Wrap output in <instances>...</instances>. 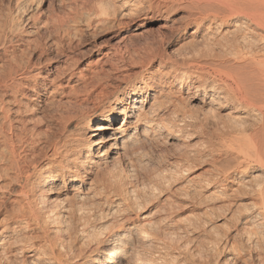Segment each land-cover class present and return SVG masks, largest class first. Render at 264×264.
Listing matches in <instances>:
<instances>
[{"label":"bare ground","instance_id":"bare-ground-1","mask_svg":"<svg viewBox=\"0 0 264 264\" xmlns=\"http://www.w3.org/2000/svg\"><path fill=\"white\" fill-rule=\"evenodd\" d=\"M127 3L134 5L136 2L135 0H121L120 4L126 6ZM148 4L156 11L165 10L170 13L183 8L186 12L178 22H175L168 14L161 25L174 34H178L182 29L185 30L190 23L195 25V32L199 33L203 28L201 36L206 48L205 51H200L206 52L210 49L208 48L209 40L217 43L222 41L225 43L223 45L221 43L220 46L226 44L230 47V50L227 49L231 51L230 55L225 52L229 57L225 56L224 59L217 53L219 59L214 61L217 70L220 74L223 73L221 74L222 79L219 77V81L216 79L203 80L198 91H202V97H209L208 101L206 99L209 105L218 109L225 106L228 108L226 113L224 112V117L219 114L223 117L220 123H223V129L234 134L236 143L238 140L241 142L238 143V147L231 145L236 148V151L229 156L226 172L222 171L221 178L210 182L205 181V185L216 188L222 181H238V187L233 194H228V197L237 196L240 198L239 202L248 198L249 205L243 206L240 203L243 208L238 206L241 209L238 210L237 215L241 217L243 225L262 227L264 225V0H148ZM117 10L111 13L114 18L124 14L122 10ZM11 21L0 24V215H2L0 219V250L2 252H0L8 254L15 249L21 253L22 251L33 252L35 257L34 259L31 257L29 264H65L66 250L71 251L72 246L80 243L81 246L82 244L85 247L89 246L87 248L90 253H87L81 264H93L94 262L104 264L109 260L114 259L118 262L125 258H129L131 264L170 263L167 260V253L163 251L165 246L161 248L158 245L161 240H158L160 236L157 234L163 221L168 219L166 214L159 216L160 218L154 222L148 220L145 214L138 213L136 215L139 219L138 223L131 221V217L125 216L117 228H111L106 234H102L101 230L99 231L100 228H95L97 224H91L98 215L97 204H94V200L101 197L102 193L89 184L88 179L91 180L93 177L97 181L99 176L106 173L104 169L99 171V167L105 162L112 149L116 154L119 151L131 149L137 145L138 141L149 139L157 131H166L165 134L170 137L179 133H176L178 127L174 124L176 128H173L172 124H169V128L166 123L159 122L163 119L158 121L154 116L153 112L157 104L154 106L155 103L153 104L150 99L154 96L151 90L155 92V89L149 85L147 80L157 85V81L165 78L168 79L170 85H173L179 77L188 78L193 72L197 73L200 60L195 62L193 57L192 59L187 55L181 61L173 60L151 50L146 53L141 64L139 63L141 66L137 76L129 80H119L117 86L106 93L109 72L104 70L80 68L75 80L71 79L74 74L71 70L63 76L47 73L43 75L39 71H33L34 63H30V60L25 61L22 57L27 52L24 47L26 43L23 44L25 40L19 32L18 25ZM216 31L218 37L215 36ZM226 45L225 48H227ZM154 63H158V66L154 72H150L149 69ZM178 64L187 70L174 69L173 65L178 66ZM190 68L192 70L189 71ZM63 79H66V83L71 80L82 81L86 88H90L83 99L94 97L99 102L90 112H80L81 103L75 104L74 110L71 108V111L66 110L60 116L57 115L59 118L53 125L51 122L50 125L44 123L47 129L42 130L40 128L43 123L42 119L32 117L33 111L42 109L46 101L54 99L52 98L54 93L63 90L65 86ZM30 81H32L31 86ZM25 86H27L26 91L23 90ZM72 86L69 85L73 91ZM22 98L30 100V104H24ZM154 102L160 103L156 100ZM29 111L33 114L27 119L26 115ZM35 115L38 116V114ZM234 139H232L233 142H235ZM92 169L96 171V174H93ZM88 174L92 177H88ZM119 181L107 176L105 182L116 190V187H119L116 185ZM69 184L71 187L67 188ZM87 184L89 186L84 189L83 186ZM105 186L109 190L106 183ZM63 187L70 191L71 198L66 199L63 196ZM107 190L104 192L107 193ZM109 195L111 191L107 196ZM119 199H114L116 206H121ZM105 201H103L104 204H106ZM171 212L168 209V214ZM163 226L168 225L163 224ZM123 230L126 233H120ZM259 231L253 232L255 236L251 233V236L256 239L246 233L245 242L248 243L251 239L256 240V242L252 241V245L249 246L250 250L247 248L249 250L246 258L247 264H264V234H260L264 231ZM246 232L249 231L246 230ZM123 240L126 242L123 243ZM149 240L155 243L150 249L147 247ZM239 246V250H245L246 246L244 247L243 243ZM256 251L262 253L261 260L258 259L259 262L253 263L252 254ZM13 252L15 253L16 250ZM259 252L257 253L260 254ZM73 253L71 256L74 255ZM3 258L6 262L10 260L7 257Z\"/></svg>","mask_w":264,"mask_h":264},{"label":"rangeland","instance_id":"rangeland-1","mask_svg":"<svg viewBox=\"0 0 264 264\" xmlns=\"http://www.w3.org/2000/svg\"><path fill=\"white\" fill-rule=\"evenodd\" d=\"M135 2L134 5L127 3L125 6L120 4L121 0H0V24L3 25L12 20L11 23L14 21L18 25L19 32L25 40L23 44L26 43L24 47L27 52L22 57L25 61L30 60V63H34L32 67L33 71H39L43 75L47 73L48 75L58 74L63 76L67 71L71 70L74 73L71 79L75 80L80 68L104 70L109 72L106 93L112 91L117 86L116 84L119 80H129L137 76L141 61L146 53L151 50H155V52L173 60L181 61L186 55L189 58L193 57L194 59H192L195 62L200 60L197 73H190L189 79L179 77L173 85H170L168 79L165 78H161L159 82L157 81V85L156 83L153 84V81L147 80L149 85H152V88L155 89V92L151 90L154 96L150 99L153 104L155 103L154 106L157 104V107L154 108L157 114L154 110V116L158 121L163 119L159 121L160 123H166L169 128V124H172L173 128L176 126L181 131L175 127L177 129L176 133H179L174 135V137L165 134L166 131H157L149 139L140 140L133 148L119 151L117 154L113 153L114 149H112L103 163L104 165L102 164L99 167V171L104 169L106 173L104 175L100 174L101 176H99L97 181L88 174V177H92L91 180L93 179V181L88 179L89 184L102 193L100 195L102 198L99 197L94 200V204L99 205H96L98 215L95 216L91 224H97L95 228H100L99 231L101 230L102 234H106L109 229L117 228L125 216L131 217V221L138 223L139 219L136 218L138 213L145 214L148 220L154 222L162 217L163 214H166L168 219H165L166 221L164 220L163 224L169 227L162 224L160 227L162 229L166 227L167 229L164 228L163 231L160 228L157 234L160 236L158 240H161L158 245L161 248L165 246L163 251L167 253V260L170 262L167 264H196L197 262L201 264H247L246 258L250 250L249 246L254 241L256 242V238L253 236L256 235L255 233L258 230L264 231V225L257 228L246 224L244 226L241 217L237 215L239 213L238 210L243 208V206L249 205L248 198L242 199L243 201L239 202L240 198L237 196L231 195L228 197V194H233L234 190L238 187V181H222L216 188L205 185L206 182L221 178L222 173L226 170L227 162L230 160L229 156L236 151V148L232 146L238 147V143L241 142L238 140L239 142L237 141L236 143L234 134L232 135L227 129H223V123H220L223 120L224 112L226 113L228 108L225 106L218 109L211 104L209 105L206 102V99L208 101L209 97H202V91H198L203 80H218L219 77L222 79L223 75L221 74L223 73L220 74V71L214 65V61L218 60L219 56H223L224 59L229 57L227 55L231 52L228 51L230 47L226 44L227 48H225V45L220 46L222 41H220L221 43H217L214 40H209L210 46L208 48L210 49L202 52L206 48L201 36L204 31L203 28H201L202 32H195V25L190 23L185 30L182 29L178 34H174L168 28L162 26L164 18L168 14H170L169 16L175 22H178L186 12L183 8H178L170 13L165 10L156 11L149 6L148 0H135ZM117 9L122 10L124 14L114 18L111 13ZM215 36L218 37L217 31ZM196 40L198 41L196 42ZM20 44L22 43L20 42ZM211 44L213 45L211 46ZM217 53L219 56L216 55ZM209 54L211 55L209 56ZM28 55L29 57H27ZM154 65L149 69L150 72L155 71L158 63H154ZM173 68L179 71L187 70L186 68L183 69L179 64L178 66L173 65ZM190 70L192 69L190 68ZM63 80L65 86L62 91L54 93L52 97L54 99L46 101L42 109L33 111L34 114L29 111L26 115L27 119L32 114V117L36 119L41 118L43 123H41L40 128L42 130L44 128L47 129L46 125L56 123V119L59 118L57 115L60 116L66 110L69 112L71 108L74 110L75 104L81 103L80 112H90L99 102L94 97H90L87 100L83 99L90 88H86L82 81L75 82L71 80V82L67 81L66 83V79ZM29 85H32V81L29 82ZM69 85H73V91ZM27 86L22 89L26 91ZM65 91L67 92L66 94ZM164 93L166 96H164ZM163 97L167 98L166 102ZM153 100L160 103L158 104V102L156 103ZM22 101L26 105L31 102L26 99ZM144 104L146 108V103L144 102ZM35 114H38V116ZM219 114L220 116L223 115V117H220ZM133 149H137L136 151L138 152ZM92 170L93 174H96V171ZM107 176L113 177L115 181H121L117 184L110 182L119 186L116 187V190L112 185L105 182L107 181ZM102 178L104 181L100 180ZM170 178L172 179L170 180ZM175 178L177 179L176 181ZM105 183L107 188L109 187V190L106 189ZM88 186V184L84 185L83 188L86 189ZM70 187L71 184L67 186V188ZM63 188V196L66 199L71 198L70 191L66 187ZM105 189L107 193L104 192L106 191ZM119 189L123 190L119 191ZM231 190L233 191L232 193ZM110 191L111 195L107 196L110 194ZM106 196L109 201L106 199ZM114 199H119L118 201L121 206L119 204V206H116V200ZM131 202L134 203L132 204ZM240 203L243 205L242 207ZM236 204L237 208H241L237 209L235 207ZM168 209L172 211V215L168 214ZM1 218L2 215H0ZM101 225L103 228L100 227ZM243 227L249 232H246ZM120 233H126V231L123 230ZM246 233H249V236L253 233L254 235L251 237L255 239H251L248 243L245 242L247 239ZM122 242L124 243L126 240ZM242 243L244 247L246 246L244 251L238 249ZM76 244L71 247L72 252L68 249L66 250L67 253L64 256L65 264H81L86 258L87 253H89V246L85 247L83 244L82 246L80 243ZM147 244L148 249H150L153 248L155 243L149 240ZM15 250L16 252L14 253L13 251ZM15 250L8 254L1 253L2 251L0 250V263L23 264L24 260L25 263L28 262L29 264V261L35 257V253L32 254L33 252L22 251L21 253L17 249ZM70 252L71 254L73 252L76 253H73L74 255L71 256ZM257 252L259 251L252 254L254 257L253 263L261 260L262 253L259 252L260 254H258ZM3 257L9 258L11 261L8 259L10 262H6ZM168 258L171 259L169 260ZM118 262L113 259L106 261L104 264H131L129 258L118 260ZM93 264H98V262H94Z\"/></svg>","mask_w":264,"mask_h":264}]
</instances>
